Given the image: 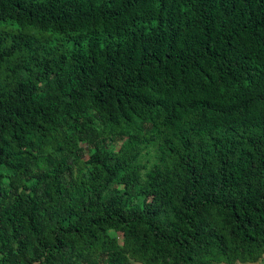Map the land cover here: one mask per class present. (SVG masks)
I'll list each match as a JSON object with an SVG mask.
<instances>
[{
    "label": "trees",
    "instance_id": "trees-1",
    "mask_svg": "<svg viewBox=\"0 0 264 264\" xmlns=\"http://www.w3.org/2000/svg\"><path fill=\"white\" fill-rule=\"evenodd\" d=\"M264 257V0H0V264Z\"/></svg>",
    "mask_w": 264,
    "mask_h": 264
},
{
    "label": "rangeland",
    "instance_id": "rangeland-1",
    "mask_svg": "<svg viewBox=\"0 0 264 264\" xmlns=\"http://www.w3.org/2000/svg\"><path fill=\"white\" fill-rule=\"evenodd\" d=\"M237 264H239V263H237ZM256 264H264V257Z\"/></svg>",
    "mask_w": 264,
    "mask_h": 264
}]
</instances>
